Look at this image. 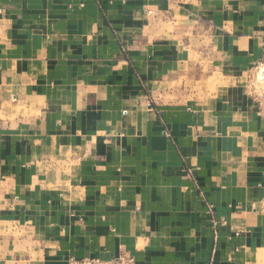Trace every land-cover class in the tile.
I'll return each instance as SVG.
<instances>
[{"label":"crops","instance_id":"obj_1","mask_svg":"<svg viewBox=\"0 0 264 264\" xmlns=\"http://www.w3.org/2000/svg\"><path fill=\"white\" fill-rule=\"evenodd\" d=\"M264 0H0V264H264Z\"/></svg>","mask_w":264,"mask_h":264},{"label":"rangeland","instance_id":"obj_2","mask_svg":"<svg viewBox=\"0 0 264 264\" xmlns=\"http://www.w3.org/2000/svg\"><path fill=\"white\" fill-rule=\"evenodd\" d=\"M264 61L263 65L252 69L244 76V84L249 94L264 104Z\"/></svg>","mask_w":264,"mask_h":264},{"label":"built area","instance_id":"obj_3","mask_svg":"<svg viewBox=\"0 0 264 264\" xmlns=\"http://www.w3.org/2000/svg\"><path fill=\"white\" fill-rule=\"evenodd\" d=\"M67 264H134V259L131 256L120 254L117 257L110 260H99V259H75L74 257L69 258Z\"/></svg>","mask_w":264,"mask_h":264},{"label":"bare ground","instance_id":"obj_4","mask_svg":"<svg viewBox=\"0 0 264 264\" xmlns=\"http://www.w3.org/2000/svg\"><path fill=\"white\" fill-rule=\"evenodd\" d=\"M263 70H264V68H263Z\"/></svg>","mask_w":264,"mask_h":264}]
</instances>
